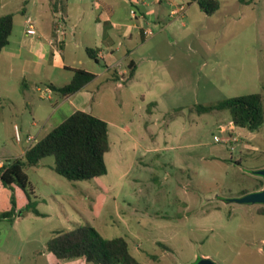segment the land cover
<instances>
[{"label":"rangeland","instance_id":"1","mask_svg":"<svg viewBox=\"0 0 264 264\" xmlns=\"http://www.w3.org/2000/svg\"><path fill=\"white\" fill-rule=\"evenodd\" d=\"M219 1L221 9L209 15L198 0H164L147 10L135 0H0V16L14 17L11 44L0 53V161L21 154L27 134L43 137L78 109L109 123L111 143L103 176L69 180L47 156L27 170L34 194L0 181V217L11 214L0 219V264H91L61 261L48 250L57 231L86 224L106 238H126L139 264H200L205 256L217 264H264V204L232 201L264 189L255 173L264 166V124L251 131L234 125L229 109L198 110L252 93L264 97V0ZM171 2L185 8L170 14ZM63 14L67 55L98 75L67 102L43 94L73 73L19 53ZM99 15L126 25L106 32L116 59L137 48L136 78L117 81L104 60L89 56L87 47L100 40ZM29 17L35 35L26 32ZM137 23L156 31L171 26L142 38Z\"/></svg>","mask_w":264,"mask_h":264},{"label":"trees","instance_id":"2","mask_svg":"<svg viewBox=\"0 0 264 264\" xmlns=\"http://www.w3.org/2000/svg\"><path fill=\"white\" fill-rule=\"evenodd\" d=\"M245 3L247 0H240ZM203 11L212 15L220 9L219 0H198ZM14 29L13 14L0 16V53L11 44ZM88 54L98 60L95 49L87 48ZM136 65L129 64L128 78L135 75ZM72 80L62 86L49 87L60 96L68 98L96 78V74L83 68L73 69ZM229 109L234 125L257 131L264 124V97L252 93L225 99L215 105H200L198 110L210 112ZM111 149L109 123L85 110L78 109L50 132L32 143L22 157L7 158L0 171V180L6 186L17 185L28 195L34 194L27 170L37 166L47 156H55V170L72 181L87 180L107 174L106 154ZM40 212L33 206L27 210ZM259 214H264V208ZM11 216L2 213L0 219ZM48 250L58 260L83 258L91 264H139L131 253L130 244L124 237L106 238L92 224L57 231L48 241Z\"/></svg>","mask_w":264,"mask_h":264},{"label":"crops","instance_id":"3","mask_svg":"<svg viewBox=\"0 0 264 264\" xmlns=\"http://www.w3.org/2000/svg\"><path fill=\"white\" fill-rule=\"evenodd\" d=\"M135 2H137L138 4H142V6L146 7V10H147V9H149L148 7H150V8L151 7L155 8L158 6L161 7L164 0H135ZM171 5L173 6V9L171 10L170 14H175L179 10L185 8L184 3L179 4L177 2H171ZM220 9H221V3H220ZM53 10L56 11L55 8H53ZM66 14H68V13L66 12ZM63 16L64 17L59 18L58 20H53L51 22V30L49 31L48 35L46 36V34L44 33L45 34L44 38H42V36H39V39L37 41H35L34 44L30 48L27 49L26 46H23L21 44L19 46V53H23L22 55H27V54L32 55V58L34 60L33 62L39 66L43 65V64H45V65L51 64L55 68H63V69H67V70L69 69V71L72 72L73 74L71 76H68L69 80H68V82H66V84H67L72 80V78L74 76L73 69L80 68L79 66H76L77 63L81 64L84 62L82 60H76V58L74 56L67 55V53L65 51L66 50L65 46L67 44L66 40H67V33H68L67 32L68 23H67V19L65 18L64 14H63ZM133 16L136 19H138V21H141V20H139L136 12H133ZM96 22H97V28L99 30V36H100L99 39L100 40H96V42H95L96 46L95 47L88 46L87 48L95 49V54H96L98 60H104L106 63L107 70L113 71V75H112L113 78L116 79L117 81H120V80L124 79V76L128 75L130 63H133V61H134L135 65H136V69L139 68V62H137L135 59L132 58V55L135 53L137 48L128 49L123 58L116 59L114 56L115 55V49L113 48V42H112L111 36L109 34H107L106 30L112 29V30H116L118 32V31L122 30V28L126 27V25L118 23L116 21H111V18L109 16L107 17L106 15L103 17H101L99 15L98 18L96 19ZM101 24H103L104 27H101ZM170 24H168L164 27H161V29L157 30V31L155 29L151 28L150 26H144V24H140V23L134 24V25H132V27L135 28L136 30L140 31L142 38H146L148 36L150 38H155L160 33H162L164 28L170 27L171 26ZM103 28H104V33H103V31L101 33L100 30ZM150 32H152V33L149 34ZM60 33L64 36L63 39L60 38ZM132 35H133V33H131V36ZM146 41L147 40H145L144 42H146ZM144 42H142L140 44V46H142L144 44ZM103 44H105L107 46V49H108L107 51H105V49L103 48V46H102ZM140 46H138V47H140ZM21 47L24 48V51H22L23 48H21ZM170 55H171L172 59H175L174 54H170ZM108 60L110 62H108ZM124 60H129V61L126 63V62H124ZM86 70H88V69H86ZM88 71H91V70H88ZM136 71L137 70H135V75L132 78H128V79L136 78V75H137ZM99 76H100V73H99ZM97 77H98V75H96V78ZM93 81L88 83L82 90H80L76 94H74L68 98L62 99V100H64V102H67L69 99H72L73 96H78L79 94H81L83 92V90L88 88ZM49 84H54V85H59V86L65 85V84H58V83L52 82V81ZM118 85L120 87L123 86L121 83H118ZM53 92L54 91L48 86L47 87V93H44L43 96L45 97L46 95L48 96V94H49L50 99H53V97L51 95ZM152 111L153 110H151V107L147 108V112H149L150 114L153 113ZM32 124L35 127H38V125H39L37 121H34ZM15 127H16V136H19L20 137L19 142H22L23 138H22V134L19 130V127L17 125ZM125 128L128 129V126H126ZM40 138H42V137H40ZM40 138L39 137L33 138V136L31 134H27L26 141L28 142L30 140V142H31V139H34V141L33 140L32 141H33V143H35ZM30 142H29L28 146L23 147L22 153L15 156V157L24 156L27 149L32 144ZM150 149L154 150L156 148H149V150ZM263 168H264V166H263ZM205 258H208V256H205Z\"/></svg>","mask_w":264,"mask_h":264},{"label":"water","instance_id":"4","mask_svg":"<svg viewBox=\"0 0 264 264\" xmlns=\"http://www.w3.org/2000/svg\"><path fill=\"white\" fill-rule=\"evenodd\" d=\"M256 174L262 175L264 177V168L258 169L255 171ZM232 201L239 203H262L264 204V189L259 191H254L251 193H247L242 197L234 198ZM200 264H217L211 258H203L200 261Z\"/></svg>","mask_w":264,"mask_h":264},{"label":"built area","instance_id":"5","mask_svg":"<svg viewBox=\"0 0 264 264\" xmlns=\"http://www.w3.org/2000/svg\"><path fill=\"white\" fill-rule=\"evenodd\" d=\"M26 23H27V34L29 35H35L37 34L38 30H37V25H36V21L34 19H32L31 17H29L27 20H26ZM152 32H150L149 34H151ZM17 139L18 141H20V137L17 136ZM34 141V139H32ZM4 162L5 161H0V171H1V168L2 166L4 165Z\"/></svg>","mask_w":264,"mask_h":264}]
</instances>
